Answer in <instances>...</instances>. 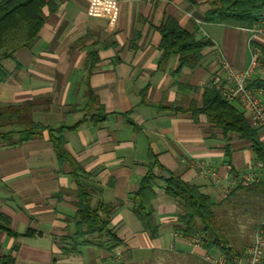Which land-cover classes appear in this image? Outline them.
<instances>
[{
	"label": "crops",
	"instance_id": "obj_1",
	"mask_svg": "<svg viewBox=\"0 0 264 264\" xmlns=\"http://www.w3.org/2000/svg\"><path fill=\"white\" fill-rule=\"evenodd\" d=\"M45 2L53 3L55 10L44 6L46 20L37 39L13 60L2 62L9 75L0 84V107L33 101L34 121L65 128V150L89 174L84 184L94 192L92 208L99 202L114 207L108 229L115 240L91 235L76 254H64L67 247L60 240L75 233L77 200L58 193L74 190L75 184L68 176L69 166L58 167L45 137L15 147L0 145V213L17 234L0 231V255H10L14 264H210L204 256L219 252L205 250L198 238L176 230L182 208L164 194L161 180L152 201L154 237L133 216L131 194L147 172L149 156L162 169L199 187L214 204L235 187L232 179L248 171L254 157L249 145L251 155L241 171L236 150L247 143L230 142V163L236 172L231 173L222 134L204 116L194 121L189 113L159 106L187 110L191 102L199 103L221 62L245 68L250 47L264 49V33L205 23L186 0ZM167 18L188 32L195 23L197 37L210 41L195 69L176 73L177 57L159 66L161 37L156 28ZM94 51L99 62L88 84L106 114L100 125L90 123L83 112L85 65ZM230 103L249 121L238 102ZM198 162L216 170L219 182L202 174L195 166ZM154 174L164 177L157 168ZM262 176L264 181V171Z\"/></svg>",
	"mask_w": 264,
	"mask_h": 264
},
{
	"label": "trees",
	"instance_id": "obj_2",
	"mask_svg": "<svg viewBox=\"0 0 264 264\" xmlns=\"http://www.w3.org/2000/svg\"><path fill=\"white\" fill-rule=\"evenodd\" d=\"M186 1L201 12L205 23L249 30L257 27L263 19L264 0ZM46 5H49V12L55 10L54 4L47 3L45 0H0V84L9 75L2 62L13 60L16 52L29 48L37 39L46 20L43 12ZM192 26L193 31L188 32L181 28L174 19L167 18L156 28L161 37L158 46L161 52L159 66L171 57L178 59L176 73L182 69L193 70L199 66L203 58L202 51L211 47V43L203 37H197L199 29L195 23ZM259 51L264 56V49L260 47ZM88 58L89 60L85 65L87 103L83 112L85 115H89L88 121L90 123L100 125L104 122L106 114L104 108L98 104L97 97L88 84V76L93 72L99 60L95 51L89 52ZM252 86L264 89V79L255 80ZM34 107L33 101L16 106L0 107V145L15 147L47 137L51 143L58 167L69 166L68 176L75 184V189L59 191L58 197L62 195L74 197L77 200L75 203L77 211L74 219L75 233L68 234L60 240L61 244L67 247L64 254H76L77 248L87 244L86 240L91 235L105 236L110 240H115L108 229L109 218L114 207L99 202L95 209L92 208L94 192L84 184L89 174L65 150V141L62 135L65 128L51 129L47 125L34 121L32 119ZM170 108L173 111L189 113L194 121H197L198 116L202 115L206 118L207 123L221 132L226 144L225 155L228 158L227 164L231 168V173H236L230 163L232 154L230 142L233 139L246 142L254 155V163L259 162L264 168V144L259 138V129L252 127L250 122L242 117L240 110L224 100L214 89L206 85L200 102H191L187 110L159 106L161 110ZM91 111L95 113L90 114ZM84 121L78 122L69 130L75 129ZM14 126L20 129L6 128ZM156 168L161 170L164 177L158 178L154 174ZM157 180H161L164 194L182 208V213L178 216L179 226L176 229L178 232L189 238H198L207 251L216 250L221 254H226L229 259L242 257L244 249L234 250L230 248L219 234L213 212L215 204L211 201V197L201 191L199 187L189 184L179 176L162 169L153 156H149L147 172L139 181L137 189L131 194L132 214L145 232L153 237L157 233L152 222V201L155 199V190L158 188ZM240 189L255 191L259 189L264 196V181L237 185L223 199L230 198ZM9 225L10 219L0 213V231L9 236H17L9 229ZM0 264H14V259L10 255H0Z\"/></svg>",
	"mask_w": 264,
	"mask_h": 264
},
{
	"label": "built area",
	"instance_id": "obj_3",
	"mask_svg": "<svg viewBox=\"0 0 264 264\" xmlns=\"http://www.w3.org/2000/svg\"><path fill=\"white\" fill-rule=\"evenodd\" d=\"M253 35L264 33V14L262 22L252 29ZM264 76V56L255 47H250V59L245 68L237 69L222 61L219 69L209 78L207 86L217 91L224 100L238 102L249 117L252 127L264 132V89L254 87L252 83ZM199 171L208 176L213 183L219 182L216 170L208 169L204 162L195 163ZM258 171L255 176L251 170ZM252 170V171H253ZM261 163H254L253 168L241 172L232 179V185H248L262 181ZM233 189V188H232ZM204 259L210 264H264V212L256 226L251 244L244 257L229 259L226 254H206Z\"/></svg>",
	"mask_w": 264,
	"mask_h": 264
},
{
	"label": "rangeland",
	"instance_id": "obj_4",
	"mask_svg": "<svg viewBox=\"0 0 264 264\" xmlns=\"http://www.w3.org/2000/svg\"><path fill=\"white\" fill-rule=\"evenodd\" d=\"M6 128L15 130L20 129L17 126ZM259 138L264 144V132L262 130L259 131ZM232 142L236 143L237 141L233 139ZM236 153L237 155L239 154L242 162V166L238 168H240L241 171H244L247 166V161H245L247 160L246 157L248 154L251 155L248 149V144H242L239 146ZM249 163L251 164L249 169L253 168L254 157H252ZM223 198L224 196L220 198L218 204L217 201L214 200L216 203L213 207L215 223L219 229V234L225 239L226 244L234 250L244 249L242 255V257H244L247 248L252 242L256 226L264 212V196L259 189L257 191L240 189L230 198L226 200ZM13 227H17V222L13 223Z\"/></svg>",
	"mask_w": 264,
	"mask_h": 264
}]
</instances>
